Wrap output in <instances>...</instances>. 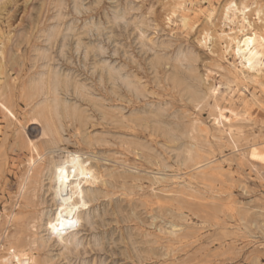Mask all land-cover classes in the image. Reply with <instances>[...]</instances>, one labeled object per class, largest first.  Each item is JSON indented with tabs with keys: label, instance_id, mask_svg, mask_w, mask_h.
Returning <instances> with one entry per match:
<instances>
[{
	"label": "rangeland",
	"instance_id": "rangeland-1",
	"mask_svg": "<svg viewBox=\"0 0 264 264\" xmlns=\"http://www.w3.org/2000/svg\"><path fill=\"white\" fill-rule=\"evenodd\" d=\"M232 2L263 30L264 0H0V264H264V66L225 53ZM75 154L96 181L50 238Z\"/></svg>",
	"mask_w": 264,
	"mask_h": 264
},
{
	"label": "bare ground",
	"instance_id": "bare-ground-1",
	"mask_svg": "<svg viewBox=\"0 0 264 264\" xmlns=\"http://www.w3.org/2000/svg\"><path fill=\"white\" fill-rule=\"evenodd\" d=\"M247 13L248 9H240L234 2L226 7L224 11L226 21L234 25L235 19L242 15V22L247 24L249 29L246 30L242 25V28L238 31L232 29L231 34L225 35V53L232 52L234 57L241 61V70H239L241 73L246 71L259 75L264 66V28L261 31L255 29L254 25L248 20ZM257 15L262 23L261 11H257ZM182 22L186 25V16H182ZM42 114L44 113L41 112L40 116ZM48 170L52 182L54 211L52 217L48 220L46 230L50 238L58 239L80 222L79 211L86 206L89 196L88 191L83 190L81 185L91 181L95 182L96 174L92 168L88 167L81 156L76 154L53 163ZM13 253L15 264H31L30 257L25 253L18 249H14Z\"/></svg>",
	"mask_w": 264,
	"mask_h": 264
},
{
	"label": "snow or ice",
	"instance_id": "snow-or-ice-1",
	"mask_svg": "<svg viewBox=\"0 0 264 264\" xmlns=\"http://www.w3.org/2000/svg\"><path fill=\"white\" fill-rule=\"evenodd\" d=\"M61 171H63V169H61Z\"/></svg>",
	"mask_w": 264,
	"mask_h": 264
}]
</instances>
